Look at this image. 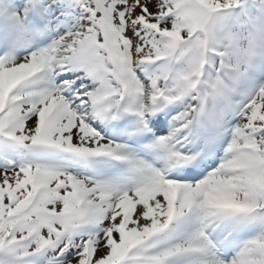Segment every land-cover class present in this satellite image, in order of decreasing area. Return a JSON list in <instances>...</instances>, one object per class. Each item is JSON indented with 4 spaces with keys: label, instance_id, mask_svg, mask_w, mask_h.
Segmentation results:
<instances>
[{
    "label": "snow or ice",
    "instance_id": "snow-or-ice-1",
    "mask_svg": "<svg viewBox=\"0 0 264 264\" xmlns=\"http://www.w3.org/2000/svg\"><path fill=\"white\" fill-rule=\"evenodd\" d=\"M0 264H264V0H0Z\"/></svg>",
    "mask_w": 264,
    "mask_h": 264
}]
</instances>
